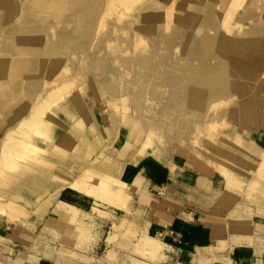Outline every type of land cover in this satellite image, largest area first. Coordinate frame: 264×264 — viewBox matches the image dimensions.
Masks as SVG:
<instances>
[{"label":"rangeland","instance_id":"374dc122","mask_svg":"<svg viewBox=\"0 0 264 264\" xmlns=\"http://www.w3.org/2000/svg\"><path fill=\"white\" fill-rule=\"evenodd\" d=\"M236 127L264 134V0H0V264L79 260L57 208L84 225L76 254L101 255L127 163L224 170Z\"/></svg>","mask_w":264,"mask_h":264},{"label":"crops","instance_id":"0c3cea01","mask_svg":"<svg viewBox=\"0 0 264 264\" xmlns=\"http://www.w3.org/2000/svg\"><path fill=\"white\" fill-rule=\"evenodd\" d=\"M237 130L239 143L228 152L225 162L231 165L224 170L204 158L199 163L186 151L173 156L162 149L127 163L122 182L129 199L125 208L106 213L101 255L76 254L84 225L75 222L69 229L68 216L57 208L66 224L62 238L56 232L57 241L79 260L47 249L42 258L53 264H264V134L241 138ZM81 204L73 205L78 219L88 216L89 207ZM85 225L95 236L97 223ZM3 230L9 240L17 239V227ZM0 241L7 238L0 234Z\"/></svg>","mask_w":264,"mask_h":264},{"label":"bare ground","instance_id":"6f19581e","mask_svg":"<svg viewBox=\"0 0 264 264\" xmlns=\"http://www.w3.org/2000/svg\"><path fill=\"white\" fill-rule=\"evenodd\" d=\"M31 146V145H30ZM32 147L34 148V146L32 145ZM31 148V147H30ZM33 148H32V150H33ZM27 149V148H26ZM34 150H36V149H34ZM29 151H30V149H29ZM32 152V151H31ZM16 167V166H15ZM77 181V182H76ZM76 181H73V183H71L69 186H71L72 188H75V189H78L77 187H75V185H77L78 183H79V181L78 180H76ZM18 195V194H17ZM114 196H116V199L114 200V203H120V204H124L125 203V201H124V199L123 198H120L119 197V194H117V195H114Z\"/></svg>","mask_w":264,"mask_h":264}]
</instances>
